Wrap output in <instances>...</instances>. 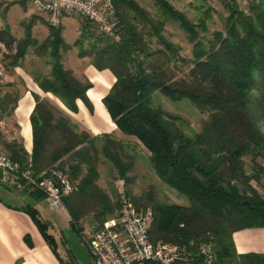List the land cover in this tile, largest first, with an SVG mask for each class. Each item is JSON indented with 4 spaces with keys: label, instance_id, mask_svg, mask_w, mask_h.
Wrapping results in <instances>:
<instances>
[{
    "label": "trees",
    "instance_id": "1",
    "mask_svg": "<svg viewBox=\"0 0 264 264\" xmlns=\"http://www.w3.org/2000/svg\"><path fill=\"white\" fill-rule=\"evenodd\" d=\"M218 1L227 17L223 31L210 34V7L203 10V5L194 23L166 0H153L162 19L133 0H112L116 19L112 33L94 37L88 25L82 27L74 43L78 58H88L96 70H109L114 76L102 103L122 138L93 137L59 107L32 95V152L28 155L12 143L6 145L7 156L36 179L52 170L67 175L75 189L63 198V206L78 234L82 232L78 222L88 216L97 224L96 231L115 217L124 194L137 211L150 212L151 242L182 245L192 252L209 245L214 264H264V254H237L232 239L236 231L264 228V198L253 185L264 180L259 163H264V0H250L246 10L235 0ZM167 21L186 34L191 58L164 37ZM49 29V36L38 44L30 25L20 39L8 25L1 27L0 46L8 52L5 68H25L33 47L44 55L42 64L49 69L43 73L26 68L39 89L72 113L77 112V100L91 111L86 96L91 84L64 67L70 47L59 31ZM85 37L94 38L86 49L80 44ZM156 93L171 102L186 100L205 113L200 132L186 133L181 117L153 106ZM17 101L18 91L6 93L0 98V111L11 116ZM136 148L145 152L149 168L177 193L180 203L166 196L158 200L153 185L138 196L132 193ZM102 160L111 165L108 191L98 183ZM117 181L125 187L123 193L113 188ZM24 192L36 202L45 199L39 189ZM27 212L48 244L54 245L45 232L48 224L31 207ZM64 264L75 263L69 256Z\"/></svg>",
    "mask_w": 264,
    "mask_h": 264
},
{
    "label": "rangeland",
    "instance_id": "2",
    "mask_svg": "<svg viewBox=\"0 0 264 264\" xmlns=\"http://www.w3.org/2000/svg\"><path fill=\"white\" fill-rule=\"evenodd\" d=\"M133 1H135L140 7L148 11L151 15H156V17L162 19L161 13L158 10V7L154 4L153 0ZM249 1L250 0H235L236 4L240 7L241 10L247 9ZM166 2L176 11L185 14L187 18L194 23L196 22V19L201 12L199 9L203 5L205 6L203 10H206L207 7H210L212 11H210L209 13L212 18L211 20L207 21L209 34L213 31H223L224 29L227 13L218 0H166ZM65 17L66 19L62 20V24L60 27L53 28L49 26L45 15L37 12L31 6L30 1L0 0V28L8 25L10 27L11 34L16 39H20L25 36L26 28L28 27V25H30L32 28L31 36L37 40L38 44L43 43L49 36V28L53 29L54 31H59L64 42L70 47V50L65 53L66 58L64 60V67L70 70V68H72V60H70V56L73 59L75 57H78V48L74 45V43L75 41H78L80 39L83 33V31L81 30L82 27L88 25L90 27V30L94 33V37L99 36L102 32L99 31L97 27L88 20L81 19L78 16L72 14L66 15ZM163 35L166 40L171 42L173 45L180 47V54L182 56L191 58V45L187 41L186 34L179 28L178 24L167 21L164 27ZM93 41L94 38H86L85 40H81L80 44L82 45V48L86 49L89 43H93ZM152 45H154V42ZM36 53V49H34L33 47L28 50V55L25 61V68H27L28 70L40 69L43 73H47L49 69L42 64L45 60L44 55L42 53ZM7 54V50L4 48V46L1 45L0 69L2 71L0 72V86L5 88V93L18 91L20 85L12 75L11 82H9L10 78H8L6 75L7 69L5 68V64L7 63V61L3 57L4 55L7 56ZM88 62H90L89 59ZM77 74L79 75L78 78L83 80L84 77L80 75L81 72ZM74 76L77 75L74 74ZM48 101L51 104L57 106V104L53 102V100ZM152 105L161 107L166 112L181 117L185 122V124L183 125V129L186 133H189L190 130L193 132H200L202 124L207 120V116L205 113L197 110L190 102L186 100L171 102L161 94L156 93L152 97ZM261 131L264 135V123L261 125ZM136 152L139 156V159H137L138 170H135L133 174L135 176V181L130 186L132 193L138 196L142 193V191L146 192L147 188L150 185H153L157 190L158 194L156 195V197L158 200H162V196H166L172 203H180L179 199L175 196V194L177 195V193L173 192L172 190H168L169 188L164 183H162L149 168L146 160L144 159L145 152L141 150V148H136ZM259 163L264 167L263 162L259 161ZM99 172L100 179L98 183L103 189L108 191V184H110L109 176L111 174V165L109 164V162L102 160L99 166ZM263 183L264 180L262 179L260 186H258L256 183H253V185L258 193L264 198V188L262 186ZM1 186L4 185L0 183V187ZM112 186L115 190H118L121 193H123L125 188H123L122 184L119 181L113 183ZM1 193H3V191ZM38 206L42 213V218H44L45 220L55 221L59 236H62L64 239L65 248L68 250V255H70L71 258L72 256L76 257V259L82 264H89L91 259L93 258L91 257L89 252L88 255L87 250L84 248V244L80 239V235L72 228V226L68 222L69 219L67 218L66 212L64 210L60 212L49 211L46 208L44 209V205L42 203H39ZM118 214L119 213L117 212L115 217H113L109 221L114 224L116 232L120 237L123 238L121 227L117 223ZM91 220L92 216H88L87 218H84L83 220H80L78 222V227L83 231H87L85 239L88 242L91 240V237L97 228V224H94V222H91ZM64 252V248L59 245V253L62 254Z\"/></svg>",
    "mask_w": 264,
    "mask_h": 264
},
{
    "label": "crops",
    "instance_id": "3",
    "mask_svg": "<svg viewBox=\"0 0 264 264\" xmlns=\"http://www.w3.org/2000/svg\"><path fill=\"white\" fill-rule=\"evenodd\" d=\"M70 60H72L70 70L73 74L78 77L77 73L81 72L80 75L91 84V88L86 91V96L92 110H88L82 101L77 100V112L72 113L52 95L43 93L28 75L26 68H6V75L10 78L9 82H11L12 75L20 85L18 101L13 114L7 116L0 111L1 154L9 155L6 145L12 143L21 145L28 155L31 154L33 144L30 115L35 104L33 94L47 100H53L70 117L72 122L93 137L110 134L122 138V134L118 133L119 131L102 103L104 96L115 81L114 76L109 70H96L90 65L88 58L79 59L75 57L73 59L70 56ZM5 94V88L0 86V98ZM2 191L3 193H1ZM39 203L44 205V209L46 208L44 201L36 202L27 192L11 190L4 186L0 187V264H64L68 262L70 255L65 248L64 239L59 236L55 221L42 218ZM27 207L34 209L38 218L48 224L45 232L51 236L54 245L48 244L44 239L42 231L28 214ZM62 210L66 212L64 206L60 211ZM67 218L69 219L68 214ZM79 235L88 253L85 242L87 231L82 230ZM232 239L237 254H264V228H248L236 231L233 233ZM59 245L65 250L62 254L59 253ZM72 260L75 264H82L74 256H72ZM89 264L96 263L91 259Z\"/></svg>",
    "mask_w": 264,
    "mask_h": 264
},
{
    "label": "built area",
    "instance_id": "4",
    "mask_svg": "<svg viewBox=\"0 0 264 264\" xmlns=\"http://www.w3.org/2000/svg\"><path fill=\"white\" fill-rule=\"evenodd\" d=\"M31 6L45 15L50 27L58 28L66 15H75L93 23L99 31L112 33L116 26L112 0H29ZM0 183L16 191L39 189L45 194L49 211L63 208V198L74 191L66 174L52 170L49 176L36 179L30 170H20L18 163L0 154ZM117 223L123 238L118 235L111 221L103 223L88 242V251L96 264H214L209 245H201L197 251L185 246L149 240L151 214L139 212L124 194L120 196Z\"/></svg>",
    "mask_w": 264,
    "mask_h": 264
}]
</instances>
